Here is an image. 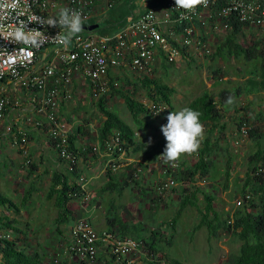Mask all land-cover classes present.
<instances>
[{"label": "rangeland", "instance_id": "obj_1", "mask_svg": "<svg viewBox=\"0 0 264 264\" xmlns=\"http://www.w3.org/2000/svg\"><path fill=\"white\" fill-rule=\"evenodd\" d=\"M94 23L96 24L94 31L103 25L101 19H96ZM209 33L207 37L213 39L215 51L222 34L215 30H209ZM238 35L240 41L254 45L259 33L256 28L246 27L244 32ZM211 54L202 56L199 55L195 47H190L184 57L179 58L173 64L164 62L167 67L163 68V63V66L154 73V76L159 77L164 83L175 89L171 97L172 112L185 108L189 101L205 89H209L212 95L218 98V92L221 89L235 87L248 76L257 77L260 72L259 50L254 51L251 59L244 55L237 57L234 55L213 56ZM125 73L130 76V80H135V84L133 82V84L127 85L121 77L120 86L132 88L135 85L133 95L138 100L152 105L153 101L145 94L146 89L140 84V78L134 79L130 70H125ZM22 95H24L23 90L20 93V96ZM71 98H73L71 101L75 100L77 103H79L78 100H81L80 110L87 114L88 120H100L102 115L94 105L96 99L92 96L90 88H87L86 91L82 87L74 88ZM84 99L86 106L83 105ZM107 105L129 124L136 127L135 129L141 128L143 131L142 135L145 139H141L145 141V144L138 148L139 141L137 140L134 146L131 145L135 149L129 148L125 155L131 156V152L134 153L136 149H139L144 156L154 155L158 149L155 145L156 140L163 135L161 126L167 123L163 113L167 107L162 111L154 112L149 109L147 112L140 113L138 118L141 122L137 124L123 97L119 94L109 96ZM226 106L228 105L226 104ZM227 108L220 120L225 122L223 128L225 137L221 139L223 144L221 151L214 156L215 160L210 167L208 176L201 178L197 175L192 183L198 189L196 205H187L176 218L177 221L174 222V225L171 222L180 208L179 185L175 180L173 187L164 192H157L158 186L163 184V180L166 178L165 170L175 168L172 166L173 162H168L160 156L162 153L154 155L153 161L157 165L137 159L132 163L125 161L126 164L121 165L123 171H126L122 179H125L127 184L121 191L116 188L112 192L101 193L100 196L95 195L92 201L96 202L97 206H101V210L97 208L90 211L88 217L92 225L98 230L107 228L105 223L107 215L115 217L116 221L125 220L134 235L154 241L157 252L175 264H232V257L240 251L241 240L231 231L220 229L218 234H212L204 225L198 228L195 226L199 223L201 211H204L203 193L212 194L215 197L212 205L221 216L225 215L226 210L233 212L235 209V201L237 197L240 198L238 190L249 164L250 155L258 149L257 138L255 139L249 134L248 137L240 134L237 122L241 119L250 129L258 127V131L264 133V91L250 94L242 92L235 97L233 106L229 105ZM76 111L79 112V110H74L73 115L68 117L74 120ZM13 122V115L0 120V195L13 201L19 207V211H14L13 208L9 209L10 203L6 202L4 205L0 204V217H6L9 212L12 213L13 218L18 219L17 226L26 231V233L19 234L20 243L26 246L28 251L34 248L38 249L46 264H57L60 257L56 255L55 251L61 249V244H64L68 239L69 230H65L61 226L64 235H60L56 230L54 218L57 216V210L53 200L45 197L47 188L44 184L45 180L42 181V184L38 181L35 182V187L39 189L32 190L26 203L22 204V190L31 179L26 176V172L23 170L29 167L27 158L29 157L30 161L32 159L30 155H25L21 148L13 144L11 137L13 131H8L6 128ZM140 133L136 130L137 138ZM27 137L31 138L29 134ZM260 140L263 147L264 138ZM227 147L233 153V165L228 186H225L222 171L229 155ZM197 159L193 153L184 154L176 162L178 164L184 161L193 163ZM129 164H132V167L127 170L126 167ZM144 168L145 171H143ZM157 170L161 171V176L157 175ZM167 175H171V173L167 171ZM157 176L158 179L153 181ZM0 231L10 232L11 239L15 238L13 230L5 228ZM26 241L28 242L26 243ZM54 258L57 259L56 263Z\"/></svg>", "mask_w": 264, "mask_h": 264}, {"label": "built area", "instance_id": "obj_2", "mask_svg": "<svg viewBox=\"0 0 264 264\" xmlns=\"http://www.w3.org/2000/svg\"><path fill=\"white\" fill-rule=\"evenodd\" d=\"M113 2L0 0V120L7 117L10 108L33 107V112L43 113L45 123L35 118L31 121L34 125L47 126L59 157L66 161L70 172L76 168L78 154L70 146L71 127L60 118L58 107L62 100L71 98L74 78L85 79L92 96L97 98L108 93L111 86H120L125 70H130L137 77H152L164 62L175 63L185 56L184 50L187 52L190 47H195L202 56L213 53V39L207 37L209 30L220 32L222 38L230 29L232 20L242 23L243 31L252 27L258 29L259 36L264 35V0H207L206 5L201 4L192 12L176 7L175 0H169L160 14L155 8L131 13L114 33L83 30L72 36L66 46L55 38L67 31L58 25H28L47 36L46 42L39 47L17 42L11 35L21 22L29 23L34 16L58 20L59 10L68 8L79 11L84 22L97 13H106ZM47 48L51 49L42 61V50ZM22 90L24 95L20 96ZM151 103L147 106L154 112L165 107ZM17 111L20 114L16 117L19 118L21 111ZM14 126L15 123H10L6 128L13 131ZM249 129L243 122L239 133L248 137ZM113 136L106 142V151L119 156L125 154L127 148L122 137L118 132ZM11 137L13 144L29 155L26 130L18 129ZM27 161L30 162L29 157ZM109 165V169L115 171L118 163L111 162ZM172 166L175 168L165 170L166 178L157 192L167 191L175 185V179L167 175V171L176 170L179 164L175 162ZM86 183L87 179L82 175L75 179V184L79 185L76 197L79 206H85L94 198ZM239 196L236 206L248 200L250 194L240 193ZM70 230L71 239L62 252L72 258V264H175L159 257L144 239L123 236L112 229L98 231L83 216L76 217ZM0 238L11 239V233L0 231ZM99 253L107 258L103 263ZM54 262H57L56 258Z\"/></svg>", "mask_w": 264, "mask_h": 264}, {"label": "trees", "instance_id": "obj_3", "mask_svg": "<svg viewBox=\"0 0 264 264\" xmlns=\"http://www.w3.org/2000/svg\"><path fill=\"white\" fill-rule=\"evenodd\" d=\"M131 0L125 1L124 8H126L123 13L118 14L116 17L113 16L108 19L106 26H114L115 23L125 20V15L130 12L133 6ZM243 26L237 20H232L230 29L223 35V37L217 43L215 51L211 54L213 56H241L244 55L246 58H250L255 50H259V58L261 60L260 72L257 77L248 76L243 82H239L235 87L223 88L218 92V98H215L209 89L203 90L200 94L195 96L191 101H189L186 107L193 110L199 111L201 113L200 121L204 126V138L201 141L200 148L197 152L193 153L197 156V161L193 163H188L187 161L179 164V167L170 171L173 178L178 182L179 185V202L180 208L176 212V216L171 222L177 221L178 215L187 205H196L198 192L197 187H195L194 180L196 176L204 178L207 177L210 171V167L214 163V156L216 153L221 151L223 144L221 139L225 137L223 133V128L225 127L224 121H220L226 111V100L229 96L234 98L245 93H258L264 91V35L259 36L254 45L245 44L240 41L239 35L242 34ZM184 54L187 52L184 50ZM215 71V70H214ZM121 79V78H120ZM124 83L127 85L135 84V80H130L127 75L122 77ZM140 84L145 87V94L149 97L151 101L156 105H164V115L172 112V95L175 92L173 87H170L164 83L159 77L145 76L140 78ZM134 87L118 86L112 87L108 93L101 94L99 97L95 98V106L103 117L101 125L97 129V136L100 140L101 146L105 148L107 140L114 137L113 135L118 132L124 141V146L128 149L131 145L137 142L138 139L135 133V128L124 120L116 111L110 109L107 105L108 97L115 96L119 94L123 97V100L130 110L133 119L138 124L141 120L138 118L139 114L142 112H147L149 108L147 105L138 100L134 96ZM109 95V96H107ZM235 103V102H234ZM233 103V104H234ZM232 104V106H233ZM228 109V108H227ZM167 121V119H166ZM243 121L239 119L237 122L238 131L240 129L241 123ZM258 127L249 129V135L253 138H257L258 149L250 155L248 161L247 169L243 181L241 183L238 192L243 195L247 192L250 194L248 200L237 205L233 212L226 210L224 216L218 213L215 206L212 205L215 197L212 194L203 193L205 200L204 211H201V217L199 223L195 228L206 226L212 234H218L220 229L231 231L232 234L241 240L240 251L238 254L232 257V264H264V146L262 147L261 140L264 138V133L258 131ZM81 132L80 126L76 129L75 134ZM75 134H70V146L72 150L77 154L75 148L76 139ZM155 145L158 149L156 154L163 153L166 146V139L162 135ZM228 150V158L223 168V182L225 186H228L229 177L231 173V168L233 165V156L230 148ZM32 165V161L28 162ZM187 163V164H186ZM132 167L129 164L126 168L127 170ZM77 176V169L72 172ZM132 176V174H130ZM119 174L116 172L110 175L109 181L104 186V190H111L117 188L119 191L123 189L125 184H127L125 179L119 180ZM79 185L75 182H69V178L65 173H59L54 171L51 176V182L48 185L47 197L53 198L54 206L57 210V217L54 219L56 223V230L60 235H63V230H61V225L63 223L69 222L71 218V211L68 205L73 197L78 196ZM73 193H77L76 195ZM10 203V206H14L5 196L0 195V204ZM250 208V209H249ZM6 220V221H5ZM13 220L7 219L5 216L0 217V229L10 228L14 231L15 238L7 239L0 238V264H43L42 253L34 248L30 251L27 250L26 246L20 243L21 233H26V231L21 230L16 225H13ZM127 221H116L115 217L106 216V223L108 228L115 230L123 236H132L138 239H144L148 247L157 252L154 241H148L146 237L136 236L132 233L127 224ZM154 234L156 232H153ZM27 239V237H24ZM28 241H26L27 243ZM105 257V255L103 254ZM107 260V258L105 257ZM109 264V263H106ZM178 264V263H177Z\"/></svg>", "mask_w": 264, "mask_h": 264}, {"label": "crops", "instance_id": "obj_4", "mask_svg": "<svg viewBox=\"0 0 264 264\" xmlns=\"http://www.w3.org/2000/svg\"><path fill=\"white\" fill-rule=\"evenodd\" d=\"M125 1H127V0H116V1L114 0L112 8H110V10H108L106 13L105 12L104 13H102V12L97 13V14L93 15L90 19L84 21L83 25H82L83 30L94 31L93 29L96 26V24L94 22H96V19H99V20L101 19V22L103 23V25L98 29L99 31L97 29H95V30H97L96 32L100 33V34L114 33L119 28V26L123 22H125V20L127 19L129 14L139 13V12H141L147 8H155L160 14L164 10L165 5L169 0H131L133 2L132 3L133 6L131 7L130 12L125 15V17H126L125 20L118 22V23H115L114 26H108V25L106 26V22L108 21L109 18H111L113 16L116 17L118 14L123 13L122 11H124L126 9V8H124ZM50 49L47 48V49L42 50V61ZM166 67H167V65L164 64L163 68H166ZM124 75H126L125 72L123 73V76ZM132 76L134 79L136 78V80L139 78H143V77H137V75L134 73L132 74ZM127 77L130 79V76L128 74H127ZM76 87H78V88L82 87L85 91L87 90V88H89L88 83L82 77L81 78L76 77L73 79L72 84H71V93H72V91H74V88H76ZM73 98H71L70 100L69 99L62 100L59 103L58 113H59L60 118L62 120H64L65 122H67L69 124V126L71 127L70 134L71 133L75 134V131L79 126L81 128L80 133L76 132V134H75L76 139L74 140L75 148H76V151L78 154L77 164H76V169H77V173H78L77 176L72 174V172L68 171L66 161L59 157L58 150L55 148L53 141H52V138L48 134L47 126L45 124L34 125L33 122L31 121L32 118H35V119H39L43 123H45V117L43 116V113L39 114L38 112H35V111L33 112V110H31L33 107H31L29 109L26 107H22L20 109L10 108L8 113H7L6 118H9V116H11V115L14 116L13 124L15 123V126L13 129V132L18 131V129H24V130H26L27 134H29V136L31 137L29 139V142H28V148H29V155L32 159L31 160L32 165H29V167H26L23 170V172H26V176H28V178H31V179L28 182V184H26L25 189L23 188V190H22V193H21V196H23V198L21 200L22 204L26 203V201H27L28 197L30 196V193L32 190L39 189V188L35 187V182L38 181L42 184L43 180H45L44 184H46V187H47L46 191H45V197L53 200V198L47 197L46 193H47L48 185L51 182V176H52L54 171H58L59 173H65L69 178V182H73V183L75 182L76 177H78L79 175L84 176L87 179L86 188L88 191H91V193L94 195V198H95L96 194H98L100 196L101 193H105V192L109 193V192L116 190V188L111 189V190H104L103 188L106 185V183L109 181L110 175H113L116 172L120 176L119 180L122 179L123 175H125V172H126V171L125 172L123 171V169H122L123 167L121 166L122 164L132 163L133 160L137 159V160H143V162L151 163V165H157L153 161L154 155H156V153H154V155H152V154L146 155L145 154L146 156H144L142 154V152L139 151V149H136L134 153H133V151L131 152V154L134 156H132V155L128 156L125 154H121L119 156V155H114L110 152H107L106 148H103L101 146L100 140L97 136L98 135L97 129L101 125V123L103 121V117L101 116L99 121L88 120L87 114L83 113V111L80 110V108L82 107V105L80 104L81 100H78L79 103H77V102H75V100L71 101ZM143 102L145 103V101H143ZM74 104H77V105L75 106ZM83 105H85V99L83 100ZM146 105H148V104H146ZM17 110L21 111V117H19V118L16 117V116H19V114H20V113H18ZM74 110H79V112L78 113H77V111L75 112L77 114L75 116V119L72 120V118H70L68 116L73 115L72 113ZM25 114H27V115L25 116ZM88 115H90V114L88 113ZM27 117L30 120H28ZM134 128H136V127H134ZM136 130L141 132L139 134V138H137L139 141V147L138 148H141V146L145 144V141L143 140V139H145V137H144V135H142L143 131H141V128L135 129V133H136ZM161 137H162V135H161ZM141 138H143V139H141ZM131 147H129V148L133 149V150L135 149V147L134 148L133 147L131 148ZM128 158H130V159L127 160ZM125 161H126V163H125ZM111 162L112 163H115V162L118 163V166L116 167L115 171H112L109 169L110 168L109 164ZM143 171H145V168ZM157 175L161 176L160 170H157ZM158 176L153 181L158 179ZM92 200H89L87 202V204H84L85 206L81 205L82 206L81 207V206H79V200H77L75 197H73L71 199V202L68 205V208L71 211V218H70L69 222L63 223L61 225V226H63L62 227L63 229L65 228V230H69L68 239L64 242V244H61V246H62L61 249H59L57 251L53 250V251H55L56 255L58 254L60 257V260L58 261L57 264H72L74 262L69 255L63 254L62 249L65 248V245L71 239L70 228H71L74 220L76 219V217L77 216H83V217L88 218V220L90 221V219L88 217L90 211L93 209H97V208L100 209L101 206H97L96 202H93ZM9 201L13 202L11 200H9ZM13 205H16V204L13 202ZM8 208L9 209L13 208L14 211L15 210L19 211L18 206H17V208L14 206H12V207L8 206ZM11 214L12 213L9 212L6 216V218L13 220L14 221L13 225L17 226V224H18L17 220L18 219L13 218V216ZM105 223H106V217H105ZM66 224H68V225L66 226ZM91 225H92V223H91ZM8 229H10V228H8ZM108 229H110V228H108V225H107V228H104L102 230H98V229H96V230L104 231V230H108ZM10 230H12V229H10ZM156 253L158 254L159 257L165 259L166 261H169L160 253H158V252H156ZM105 257L103 256V253H99V258H100V261L102 263L106 260ZM171 263H173V262H171ZM43 264H46V261H44Z\"/></svg>", "mask_w": 264, "mask_h": 264}, {"label": "clouds", "instance_id": "obj_5", "mask_svg": "<svg viewBox=\"0 0 264 264\" xmlns=\"http://www.w3.org/2000/svg\"><path fill=\"white\" fill-rule=\"evenodd\" d=\"M207 0H175L176 7L188 12L194 11L201 4L206 5ZM30 23L43 26L67 29L66 33L58 34L55 38L63 45H68L72 36L83 31L82 14L79 11L61 8L59 19L52 17L34 16L29 23L21 22L11 33L12 37L21 43L33 47H39L46 42L47 36L38 28H29ZM235 102L233 96L226 100L227 105ZM201 113L191 108L185 107L179 111L170 112L166 119V125L161 126V132L166 139V146L160 155L168 162L175 163L184 154H192L198 151L201 141L204 138V126L200 121Z\"/></svg>", "mask_w": 264, "mask_h": 264}]
</instances>
